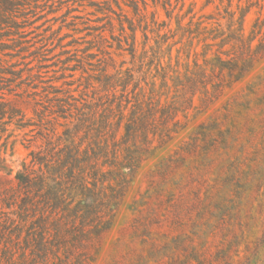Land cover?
<instances>
[{"label": "trees", "instance_id": "trees-1", "mask_svg": "<svg viewBox=\"0 0 264 264\" xmlns=\"http://www.w3.org/2000/svg\"><path fill=\"white\" fill-rule=\"evenodd\" d=\"M27 1L0 0V40L15 33L13 13ZM195 3L183 11V0L177 11L173 0H153L150 10L147 0H125L129 15L119 0L99 2L109 13L107 26L93 28V40L69 59L72 70L81 72L75 82L45 86L41 98L27 102L30 110L1 94L0 142L7 139L5 150L0 147V171H14L7 158L9 126H35L30 131L36 133H24L30 160L2 194L18 208L15 217L0 220V264H91L144 161L193 120L183 123L180 116L189 119L197 99L204 112L255 67L261 57L255 30L245 34L249 10L242 11L237 29H225L220 12L216 19L198 16ZM213 3L206 0L202 10ZM160 9L167 19H160ZM227 12L234 23L235 12ZM2 62L0 56V90L11 84L6 74L18 75ZM14 147L15 142L12 153Z\"/></svg>", "mask_w": 264, "mask_h": 264}, {"label": "rangeland", "instance_id": "rangeland-1", "mask_svg": "<svg viewBox=\"0 0 264 264\" xmlns=\"http://www.w3.org/2000/svg\"><path fill=\"white\" fill-rule=\"evenodd\" d=\"M102 1L28 0L16 7L18 27L0 40V56L1 64L18 75H5L11 84L0 96L4 92L27 109L31 98L43 96L45 86L66 88L75 82L81 72L72 70L75 62L69 59L93 40V28L107 26L109 13L96 5ZM119 1L132 15L125 0ZM147 1L153 10V0ZM192 1L198 16L212 14L216 19L220 12L225 29H237L242 11L249 10L245 34L255 30L254 46L261 58L204 112L197 99L189 119L180 116L183 123L193 120L144 161L111 228L93 249L91 264H264V0H214L203 10L206 0H186L183 11ZM182 2L173 0L177 11ZM229 10L235 12L230 24ZM160 19H167L163 9ZM105 34L113 41L108 30ZM138 36L141 40L140 31ZM204 49L200 42L197 50ZM32 128L12 125L6 134L8 163L14 171H0V220L15 217L17 204L5 203L2 194L16 185L17 170L30 160L22 139L25 132L36 133ZM6 139L0 142L3 150Z\"/></svg>", "mask_w": 264, "mask_h": 264}]
</instances>
